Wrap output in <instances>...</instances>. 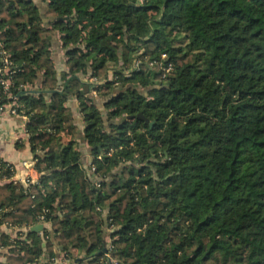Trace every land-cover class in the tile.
I'll use <instances>...</instances> for the list:
<instances>
[{
  "label": "trees",
  "instance_id": "trees-1",
  "mask_svg": "<svg viewBox=\"0 0 264 264\" xmlns=\"http://www.w3.org/2000/svg\"><path fill=\"white\" fill-rule=\"evenodd\" d=\"M45 1L47 27L0 0V109L27 120L42 175L25 187L0 158V227L19 232L0 264L55 245L70 264H264V0Z\"/></svg>",
  "mask_w": 264,
  "mask_h": 264
},
{
  "label": "crops",
  "instance_id": "crops-1",
  "mask_svg": "<svg viewBox=\"0 0 264 264\" xmlns=\"http://www.w3.org/2000/svg\"><path fill=\"white\" fill-rule=\"evenodd\" d=\"M36 6L40 8L43 17L44 25L49 26L51 20L47 17V3L45 0H32ZM59 36L53 42L52 55L54 60V67L60 78L61 74L66 72V58L61 49ZM37 89L42 88V82L36 86ZM66 107H72L75 116V122L78 126V136L76 138L77 150L81 153L82 164L86 168L92 166V157L88 144L84 139V123L79 114L78 104L75 100H70ZM27 120L21 116H14L8 111L0 113V158L5 162L12 164L16 169V176L14 180L26 187L27 182L37 184L41 178V174L35 169L34 154L31 146L28 143V136L26 134ZM18 144H23L24 149L19 150ZM33 163V164H32ZM44 230L40 232L41 235L45 231L50 230V226L43 225ZM22 232H25L24 230ZM18 230L10 227H0V263H5L8 256V248L2 247L3 237L6 236L11 241L18 236ZM105 240L110 242L108 234ZM53 251L56 253V259L53 263L47 261V257H42L38 264H70L64 259L62 248L55 245ZM78 259V257H76ZM81 259V258H80Z\"/></svg>",
  "mask_w": 264,
  "mask_h": 264
},
{
  "label": "built area",
  "instance_id": "built-area-1",
  "mask_svg": "<svg viewBox=\"0 0 264 264\" xmlns=\"http://www.w3.org/2000/svg\"><path fill=\"white\" fill-rule=\"evenodd\" d=\"M0 53H2V52H1V46H0ZM163 57H165V56H163ZM4 62H5L6 64H8L7 57L4 58ZM0 72H2V71H0ZM8 72H9L8 67H7L6 69L3 70V73H4V74H8ZM9 84H10V83H9L8 81L2 83V85L5 87V90L8 89ZM89 84H91L92 86H94V85H95V86H99V85H102L103 83H99V82H97L96 80L91 79V80L89 81ZM93 95L96 96V93L94 92ZM15 105H16V104L13 103V104H11V105H9V106H6L4 109L1 108V109H0V113H3V112L8 111L10 114H12V115H14V116H17L16 109L14 108ZM34 162H35V161H34ZM32 164H33V163H32ZM92 170L94 171V168H92ZM31 184H32L31 182H27L26 187L30 186ZM108 248H109L110 251L112 250L110 245H109ZM105 257H106V259H107V264H119L118 261H117L115 258H112L111 253L108 252V253L105 255ZM47 261H48V260H47Z\"/></svg>",
  "mask_w": 264,
  "mask_h": 264
},
{
  "label": "water",
  "instance_id": "water-1",
  "mask_svg": "<svg viewBox=\"0 0 264 264\" xmlns=\"http://www.w3.org/2000/svg\"><path fill=\"white\" fill-rule=\"evenodd\" d=\"M43 230H44V226L43 225H38V226L33 227L31 229V232H42Z\"/></svg>",
  "mask_w": 264,
  "mask_h": 264
},
{
  "label": "rangeland",
  "instance_id": "rangeland-1",
  "mask_svg": "<svg viewBox=\"0 0 264 264\" xmlns=\"http://www.w3.org/2000/svg\"><path fill=\"white\" fill-rule=\"evenodd\" d=\"M109 244V243H108Z\"/></svg>",
  "mask_w": 264,
  "mask_h": 264
}]
</instances>
